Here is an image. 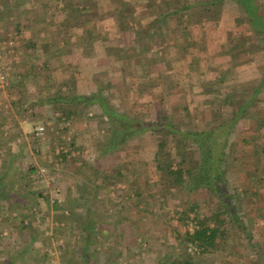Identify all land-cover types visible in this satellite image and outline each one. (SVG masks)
<instances>
[{"label":"rangeland","instance_id":"obj_1","mask_svg":"<svg viewBox=\"0 0 264 264\" xmlns=\"http://www.w3.org/2000/svg\"><path fill=\"white\" fill-rule=\"evenodd\" d=\"M119 1L124 3V8L114 0H0V43L7 40L14 43L7 56L8 78L11 81L13 75L25 74L30 80L11 91L6 85L0 86V113L7 115L11 123L8 132L14 138L8 144L9 149L0 150L1 186L13 197L12 201L0 200V260L12 261L23 253L18 263L10 264H83L76 252L77 247L84 245L80 224L83 219H90L95 223V231L89 235L90 264H158L163 258L159 252L164 249L167 252L164 263L171 264L172 251L178 248L185 232L196 228V214L201 217L219 210L221 199L214 192L199 189L186 194L155 171L156 154L163 156L164 161L171 145L178 148L176 138H164L163 154L155 146L162 137L147 134L103 154L107 126L98 123L94 118L98 112L93 109L70 115L61 122L55 121L58 113L52 119L48 104L44 105V121L24 115L23 101H36L40 93L49 94L70 76L77 79L71 89L73 94H90L102 88L100 82L106 76L101 72L108 65L104 44L119 46L124 39L123 33L119 37L122 27H113L114 21L109 17H116L113 13L116 10L129 13L125 8L133 7L134 15L130 16L132 21L128 26L133 29L136 26L138 36V30L146 35L142 24L154 14L150 6H145V0ZM181 1V5H192L183 20L187 33L179 30L181 23L168 17L162 23L161 39L163 45L175 42L183 45V50L163 51V58L166 54L172 56L169 66L163 63L151 73H145L131 64L123 76L127 82L136 75L148 78L136 86L144 90L149 85L153 89L133 93L134 85L124 95L120 90L121 72L116 69L113 87L102 92L119 112L130 110L138 119L153 121L165 116L169 109L178 129L195 131L197 126L210 128L215 123L213 107L202 102L206 83L211 82L210 90L223 92L222 97L228 100L223 99L221 108L229 115L233 106L230 102L236 101L235 90L242 88L254 93L264 80V37L256 34L250 25H243L241 30L234 26L242 10L231 1L218 6L204 4L213 0ZM257 2L264 12V0ZM43 4L45 11L41 9ZM61 5L69 19L61 11ZM167 6L173 9L176 4L163 0V9ZM120 17L117 19L122 22ZM63 27L67 30L65 41L49 40L52 52L49 57L23 60L29 38L38 34L40 40L50 39V35L54 36ZM104 32L111 37L102 43L97 38ZM133 32L129 30L125 41L138 38ZM152 32V36H160ZM91 37L96 42L83 41ZM123 52H118L117 65L111 64L112 68L122 64ZM192 56L197 60L188 70L185 65L190 64ZM181 65L182 71L181 67L177 68ZM36 69L41 72L40 77ZM173 82L178 84L177 88ZM251 99L245 119L235 127L223 163V168L230 170L228 187L240 192L235 210L248 235L235 224L221 248L209 256L201 255L194 245L188 246L187 253L199 264H264V157L258 158L252 143H242L243 138L252 139L255 132L264 140V124L260 122L264 117H259L260 121L256 118L264 114V86ZM197 103L201 107L196 108ZM180 107L187 108V114ZM39 126L46 129L44 139L35 137L34 130ZM149 144L155 146L152 152L147 149L151 147ZM196 157L194 151L188 165ZM119 171L123 172L120 178ZM36 192L42 197L33 194ZM192 203L197 207L189 213V221L184 225L178 221V212ZM22 213L34 219L32 231L19 229ZM29 222V218L23 219L24 225ZM227 226H231L228 221Z\"/></svg>","mask_w":264,"mask_h":264},{"label":"trees","instance_id":"obj_2","mask_svg":"<svg viewBox=\"0 0 264 264\" xmlns=\"http://www.w3.org/2000/svg\"><path fill=\"white\" fill-rule=\"evenodd\" d=\"M114 1L117 3L120 2L119 0ZM171 1L175 2L176 7L169 9V3L166 10H164L163 0H145V2H147V5L145 6H150L154 12L153 16H151V18H149L146 23L142 24L141 20L138 21L140 27L141 24L142 27L144 26V29L146 30L145 32H147L146 35H141L139 33L141 30H138L137 36L135 34L136 26L134 29L128 26V24L132 21L130 16L134 15L133 7L130 6L125 8L129 11V13L122 9L113 12L115 13L116 17L111 16L113 13L108 15L111 16L109 17L110 20L114 21L113 27H119L118 29L122 27L120 31L123 30V32L119 31V37L122 38L121 34L123 33L124 42L120 40L122 41L121 45L118 44L119 46L111 47L104 44V51H106L108 57V65L102 69L101 74L105 75L106 77L100 82L103 86L99 91L82 95L73 94L71 89L74 88L73 83L75 84L77 79L70 76V78H67L49 94L45 93V95H43L40 93L36 97V101H29L30 99L23 101L24 106L22 107V110L24 115H29L31 120L44 121L46 120L45 113L43 112L44 105L48 104L52 113V119L56 113L59 114V117L55 118L56 122H61L62 119L68 118L73 114L75 116L81 115V113H83L88 108L97 111L98 115H95L94 118L98 120L99 124L101 123L107 126L106 130L108 133V137L106 138L105 144L102 148V152H104L103 154L118 150L124 146L126 142L146 134L149 137L151 135L153 137H162V140L160 142L158 141L155 146H157V152L163 154V148L166 145V143H164V138L170 140L171 138H176L179 142L178 148L176 145H171L170 151H167L164 161L163 156L160 158L159 154H156V163L154 166L155 171L158 174H163L166 182L175 186H179L180 189L186 194H192L196 190L202 189L207 193L208 191L214 192L217 197L221 199L218 212L212 214L207 213L201 217L196 214V228L192 232L186 231L184 237L178 245V248H176L175 251H172L173 254L171 255V264H199L195 260L194 256L187 253L186 249L188 246L194 245L200 250L201 255L209 256L216 253V251L221 248L222 243L227 237L229 229L234 228V226H236L235 224L239 225L245 235H248V233H246L248 230L246 229L245 225L242 224L243 222H241V218L238 216V212L235 210L234 203L237 201V199H239L240 192H238L236 189L232 190L228 187V183H231V179L228 178V172L230 170L224 169L223 163L226 161V148L234 135L235 127L241 120L245 119L248 106L252 101L251 98L255 95L257 96L258 93H260L261 88L264 86V80L260 82V85L254 93H252L250 90L248 91L243 90L242 88H237L234 92L235 95H233V97L235 96L236 101L230 102L233 106L229 115L224 114L222 111L223 108H221L224 106L221 105L222 102H224L223 99L228 100L226 97H222L223 92L221 90H210L211 87L208 84L211 82L206 83L204 90H202V95L205 97V100L202 102H204V104L208 105L209 107H213L211 111L213 121L215 123L210 128L197 126V130L195 131L189 129H178L173 123L172 117H174V115L172 114V110L169 109L166 111L165 116L161 117L160 119L144 121L134 117L130 110H125L122 113L114 108L109 103V99L104 95L102 90H107L113 87V79L116 78V69L121 72V93L124 95L128 94L129 88L133 87L134 85L135 89L133 93L137 91L147 92L153 88L148 85L146 89L141 90L140 87L136 85L148 80V78H143L136 75V77H133L132 80H129L128 82L124 80L123 76L126 74V67L132 64L131 66L137 70L140 68L141 70H144L145 73H151L153 69H156L157 66L163 63L167 64L168 66L171 64L172 56L166 54L163 58V51L166 48L170 49V51H172L171 48H173L176 52L183 50V45H179L175 42H167L163 45V41L161 39L163 38V36H161L163 31L162 23L168 17L171 18V20H173L175 23L178 21V23H181L179 30L186 34L187 27L183 21L185 17L184 15L188 9L192 7V5L189 3L188 5H181V0ZM223 1H231L234 4L240 6L242 10V14L234 21V26L240 28L241 30L243 25H250L251 29L256 34L264 37V12L261 10V6L258 4L257 0H213L212 2H205L204 4L218 6ZM120 3L121 7L124 8V3ZM42 6L43 7H41V9L44 10V4ZM57 8H59V5ZM64 8H62V5L60 6L61 11H63L64 15L69 19ZM120 12H122V15H124L125 21H123L124 18L120 17ZM174 16H177L179 20L176 17L174 18ZM119 17L122 22L118 21L117 18ZM129 30H134L133 33L138 38L134 37L132 40L129 39L128 41H125V39L128 38ZM152 31L159 33L160 36L157 34L155 37L152 36V33H154ZM66 34V27L58 30L54 36L50 35V39L46 38L45 40H40L39 35L35 34L34 38L32 37L27 40V49H25L26 52H23V60L28 62L32 61L33 59L44 60L46 57H49L52 54V52H50L51 47L48 46L49 40L54 41L55 39L60 38L65 41ZM109 37H111L110 34L108 32H104L100 35V38H97V40L104 43L107 42ZM91 40H95L94 42H96V38L94 39L93 37L84 39L83 41H86V43L90 44ZM145 45L149 49L145 48ZM37 47H39V49L37 52H35ZM28 50H31L30 54L27 53ZM122 50L124 51V56L121 57L123 59L122 64L112 68L110 65H117L115 58L118 56V52H121ZM196 60L197 58L192 56L190 64H186L185 67L188 70L191 69L196 63ZM22 66L25 67V65ZM177 68H180L179 70L182 71L184 67L181 65ZM35 73L37 77H40L39 73L41 72H38V69L35 70ZM27 74L29 73L27 72ZM12 79L11 81L9 79V84L8 81L6 84L7 88H10V91L15 88H21L24 86V83L30 81L27 80L25 74L19 77L17 75H13ZM172 84L175 86V88H177L178 84L176 82H173ZM64 87L67 89L69 88V91H66ZM246 95L248 96L244 98ZM46 97L47 99H45ZM195 107L198 108L201 107V105L197 103ZM180 108L181 110L183 108L187 114V108ZM261 116L264 117V114L257 115V120ZM260 122L264 124V120H261ZM261 136L262 135H260V133L255 132V136L252 137V139L249 137L242 139L243 144L252 143L253 151L260 159L264 157V140H261L263 138H261ZM149 145L151 147L147 149L152 152L155 146L152 144ZM194 151L197 152V157L196 159L192 158L190 165H188L191 154H194ZM63 161H65V164L68 165L65 157L63 158ZM64 169L66 168L63 167V170ZM122 173L123 172L121 171L117 173L119 178L122 177ZM245 189L247 190V188ZM33 194L42 197L40 193L36 192ZM12 199L13 197H9L6 189L1 186L0 180V200L12 201ZM196 207L197 205L192 203L191 206H189V208L186 210L179 211L178 221L185 225L189 221V213L194 212ZM20 216L19 229H28L29 231H32L34 219L32 217L25 216L23 213ZM25 218L30 219V222L27 225L23 224V219ZM227 221L231 224L230 227L227 226ZM94 224V221L90 219L89 221L83 219L82 223L80 224V232L82 234V239L84 240V245H81L79 248L77 247L76 252L81 258L83 264H90L92 261V256L90 255L88 248L92 243L90 242L91 240L89 235L95 231ZM159 253H162L163 258H160V262L158 264H165L164 260L167 257L166 250H161ZM22 254L23 253L18 254V257L12 261L1 259L0 264H10L14 262L18 263V261L22 258Z\"/></svg>","mask_w":264,"mask_h":264},{"label":"built area","instance_id":"obj_3","mask_svg":"<svg viewBox=\"0 0 264 264\" xmlns=\"http://www.w3.org/2000/svg\"><path fill=\"white\" fill-rule=\"evenodd\" d=\"M7 41L0 43V86L7 84L8 70H9V67L6 66L8 63L7 56L11 54V48L13 47V44H14L11 41H8V42ZM45 130L46 129L44 126H39L35 128L34 130L35 137L39 139H44ZM41 172L44 173L45 170L43 169L41 170ZM194 248H197V247L194 246Z\"/></svg>","mask_w":264,"mask_h":264},{"label":"crops","instance_id":"obj_4","mask_svg":"<svg viewBox=\"0 0 264 264\" xmlns=\"http://www.w3.org/2000/svg\"><path fill=\"white\" fill-rule=\"evenodd\" d=\"M0 112H1V109H0ZM10 126H11V123L8 122L7 115L0 113V150L2 151L5 147L6 149H9L8 144L10 140L12 143L14 142V138L11 139L10 132H8Z\"/></svg>","mask_w":264,"mask_h":264}]
</instances>
